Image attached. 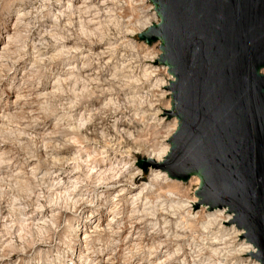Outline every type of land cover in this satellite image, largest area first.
<instances>
[{"label": "rangeland", "instance_id": "rangeland-1", "mask_svg": "<svg viewBox=\"0 0 264 264\" xmlns=\"http://www.w3.org/2000/svg\"><path fill=\"white\" fill-rule=\"evenodd\" d=\"M158 21L149 0H0V264H67L78 261L79 255L84 262L78 264H141L131 250L141 235L147 242L172 239L174 250L186 252H179L176 264L191 261L186 244L193 235L183 237L185 230L177 222L190 219L189 213L196 221L207 214L196 196L199 185L192 177L174 186L164 180L169 177L167 167L153 168L149 160L168 145L173 128V119L161 113L170 107L171 92L163 86L170 76L158 62L160 43L148 45L138 38L142 26ZM91 32L95 36H89ZM115 75L120 83L107 93L112 95L99 88L94 94L82 92L81 85L90 84L84 79L104 76L107 83ZM116 128L129 130L128 136L119 138L113 133ZM106 141L113 148H104ZM119 142L128 143L130 155L116 152ZM114 168L132 171L134 185L127 178L98 182L97 174L90 173ZM76 179L77 189L69 199H54L72 191ZM125 197L133 199L126 204ZM119 199L121 226L125 216L141 223L139 230H128L120 238L111 222L117 219L111 208ZM166 220L170 223L164 224ZM72 226L79 231L76 252L60 263L57 255L70 245ZM219 228L231 235L230 250L255 246L235 238L234 232L243 230L236 223L218 224L212 232ZM176 232L181 237L174 238ZM85 233L90 236L88 250ZM195 236L203 247L199 230ZM130 254L136 255L131 262ZM165 254L159 253L162 260ZM238 256L240 260L229 264L257 262L246 254Z\"/></svg>", "mask_w": 264, "mask_h": 264}, {"label": "water", "instance_id": "water-1", "mask_svg": "<svg viewBox=\"0 0 264 264\" xmlns=\"http://www.w3.org/2000/svg\"><path fill=\"white\" fill-rule=\"evenodd\" d=\"M149 1L159 22L138 38L174 78L169 176H199L201 202L234 213L264 264V0Z\"/></svg>", "mask_w": 264, "mask_h": 264}, {"label": "bare ground", "instance_id": "bare-ground-1", "mask_svg": "<svg viewBox=\"0 0 264 264\" xmlns=\"http://www.w3.org/2000/svg\"><path fill=\"white\" fill-rule=\"evenodd\" d=\"M85 1V0H84ZM94 1V0H93ZM87 4V3H85ZM83 4V5H85ZM155 10V9H154ZM157 15V14H156ZM159 19V18H158ZM159 22V21H158ZM157 22V23H158ZM145 25V24H144ZM151 25V24H149ZM148 25V26H149ZM153 25V24H152ZM148 26H142V30L140 33L146 31L149 27ZM95 33V32H94ZM94 33H89V36L90 35H94ZM139 33V34H140ZM83 34H85L86 36H88V33L87 31H84ZM90 43L92 44V41H90ZM95 45V44H94ZM92 45H89V51H91ZM159 48H160V45H159ZM161 51V50H160ZM161 55V54H160ZM160 58V56H159ZM158 58V60H159ZM108 66V65H107ZM164 69L168 72V67L164 66ZM152 73V72H151ZM169 74V73H168ZM170 76V81H173L174 78L169 74ZM80 78L83 79V77L81 75H79ZM117 75L113 76L111 80H109L107 83L105 81H103V78L104 76H102V78H99V76H96L95 78L91 79H84V81L86 82H89L90 84L86 85V84H82V92H90L91 94H94V91L95 89H101L102 90V94L105 93V95H112V94H107V93H112L113 91L116 90V85H118L120 82L117 81ZM123 78V77H122ZM125 79V78H124ZM94 82V83H91V82ZM170 81L167 83V84H163V86L165 87H169L170 86ZM97 82V84H96ZM99 82H102L101 84H99ZM122 82V81H121ZM69 85V84H68ZM71 85V84H70ZM162 85V84H161ZM91 87V88H90ZM70 88V87H69ZM76 88V87H75ZM74 88V89H75ZM78 88V87H77ZM80 88V86H79ZM74 89H71L70 88V92L72 91L73 93L76 91ZM78 91V90H77ZM78 93V92H77ZM83 94L81 95H76V97H82ZM127 101V100H126ZM119 105V103H118ZM114 109H115V106H113ZM121 109V108H120ZM171 103H170V107L167 106L165 108H162L161 110V113H163V115L167 116L168 113L171 111ZM117 111V110H116ZM127 111V110H126ZM163 111V112H162ZM98 119V118H97ZM173 128L168 132V135H167V141H168V145L166 147H164L163 149H160V151H156L154 152V157L153 158H149V160L151 161V165L153 168H161V169H165L167 167V162L165 161V158L168 156V154L170 153V149H171V139L174 135V133L176 132L177 128H178V120L176 118H174L173 120ZM161 127V126H160ZM113 129V128H112ZM129 130H126V129H122L120 131L119 128H116V132H113V133H116V135L119 136V138H123V135L125 136H128ZM113 133L110 134V136H113ZM108 136V135H107ZM93 137V136H92ZM115 137V135H114ZM131 137V136H129ZM88 139V137L86 138ZM94 139V138H93ZM166 141V142H167ZM112 142L111 141H106L105 142V147H112L113 146L111 145ZM100 146V145H99ZM161 148V147H160ZM116 152L120 153L121 155H124V154H127V155H130V148H128V143L126 142L125 145L122 144L121 142H119L116 146ZM123 150V152H122ZM151 150V149H150ZM112 152V151H111ZM137 152V151H136ZM109 153V150H107L104 154L107 155ZM153 156V155H152ZM107 157V156H106ZM105 157V158H106ZM54 158V157H53ZM56 158V157H55ZM127 158V157H126ZM67 159V158H66ZM57 160V159H56ZM74 161L76 162V159L74 158H71L67 161ZM124 160V159H123ZM62 161V160H61ZM60 161V162H61ZM64 161V160H63ZM68 163V162H67ZM108 166V165H107ZM76 169H79L80 166H76L75 167ZM131 168V167H130ZM101 171V170H100ZM123 169H118L116 170L115 168L114 169H110V170H103L101 172H94L92 169L90 170V173H93V174H97V179H98V182H100L101 180H104V183L108 180H113V179H117L115 183H121L122 182V179L124 178H127L128 181L127 183L129 185H134V180L133 178H131V172L130 170H125L124 173L122 172ZM135 172V171H134ZM166 172V171H165ZM108 174H111V175H108ZM136 174V173H135ZM108 175V178L106 179V176ZM124 175V176H122ZM143 175V174H142ZM159 175V173H158ZM119 177V178H118ZM137 177V176H136ZM141 177V176H140ZM198 183L199 187L201 185V180L199 178V176H192ZM191 177V178H192ZM190 178V179H191ZM189 179V180H190ZM154 180H157L156 177H154ZM166 182H169V183H173L174 186H177V185H180V182L179 181H182V180H176V179H173L171 178L170 176H165V179H164ZM188 180V181H189ZM78 179L75 180L74 182V185L71 187L73 190L72 191H67V194H66V191L64 193H60V194H57V197H55L54 199H58L62 197V195H65L64 197H67V199H69V195L70 192H74L76 191L77 189V184H78ZM187 181V182H188ZM184 182V181H182ZM186 183V182H184ZM136 185V184H135ZM169 185V184H168ZM108 187V186H106ZM115 187V185L113 186ZM118 187H122V186H118ZM128 187V186H127ZM130 187V186H129ZM170 187V186H168ZM119 189V188H118ZM199 189V188H198ZM143 190V189H142ZM198 191V190H197ZM69 192V193H68ZM143 192V191H142ZM143 194V193H140L139 194V197L138 199H133L132 197H125L124 199H126V204L127 202L130 200V199H133V205L139 201L141 199L140 195ZM170 194V193H169ZM59 195V196H58ZM159 195H163L162 192H160ZM119 196V195H118ZM120 196H123V194H120ZM119 196V197H120ZM197 196V195H196ZM198 197V196H197ZM148 197H145V201H148L147 199ZM157 198H160V197H157ZM52 199V200H54ZM198 199H200L198 197ZM116 200V199H115ZM71 201V200H70ZM120 201L117 200L116 202ZM150 201V200H149ZM194 201V200H193ZM114 204V207L111 208V211H113V214L116 213L117 211H120L119 209H121V207H119L121 205V202L122 200L120 201V203L118 204ZM130 202V201H129ZM141 202V201H140ZM144 202V201H143ZM196 201H194L193 203H196ZM114 203V202H113ZM145 203V202H144ZM192 203V204H193ZM131 204V203H130ZM149 204V203H148ZM78 206V205H77ZM123 206V205H122ZM145 206V205H144ZM171 207L172 209H174L173 205L172 206H169ZM140 208V207H139ZM151 208V207H150ZM141 209V208H140ZM205 209V212H207V214H203V216H201V218L196 221L194 217H191V213L188 214V216L190 217H187V218H190V219H186L185 217H181L179 219H184L183 222H177V225L178 223L180 224V226H182L185 230V234L183 235V237H185L187 234L186 233H189V234H192L193 237L191 239V241L187 240V247H188V257L191 258V261H187L185 260L184 261V264H229V262L232 260V259H239L240 256H238L239 254H246V255H249V257L251 258H255L257 260V262H254L252 264H260V262L258 261V258H257V255L259 253V250L256 246L252 247L250 246L249 244L243 248L242 246L240 247L239 250H236L235 248L231 249L230 250V246H227L228 242H229V237H231L230 234L228 235H225L223 234V231L219 228L218 231L216 232H212V230H214V227L217 226L218 224H223V223H236V217L234 215V213H231L228 211V209H215V210H209V206H206L204 207ZM115 210V211H114ZM124 211V210H122ZM154 211V210H153ZM158 211V210H157ZM156 211V212H157ZM209 212V213H208ZM124 213V212H123ZM122 213V214H123ZM102 214V212H101ZM119 212L116 213L115 216H117V219L115 220L114 217L113 219L111 220V222H114L115 223L114 225H117V228L116 229H113V233L114 235H116V237L120 238L122 236V234H125L128 230L130 231H136V230H139V223H137L136 221H134V218H129V217H122V220L125 221L124 222V225H122V223L119 222V218H121V216H119ZM136 214V213H135ZM199 215V214H198ZM222 215H225V217L222 218V220L218 223V219L219 217H222ZM136 216V215H135ZM198 217V216H197ZM138 218V217H137ZM89 220V216L86 217V221L88 222ZM86 222V223H87ZM99 223H101V226L103 225V221H101V219L99 220ZM170 222H168L167 220L164 222V224H168ZM109 226H111V224H109ZM199 226V227H198ZM233 226V225H232ZM155 227V226H154ZM165 229L167 230V227H165ZM198 230L201 232V240L202 242H204L205 244H203V247H200V245L198 244V241H197V237L195 236L198 232ZM241 230V229H240ZM172 229L169 231L171 232ZM78 228L72 226L70 228V230L68 231V235L67 237H72V240H70V245L67 246L65 248V250L63 252H61V254L57 255V259L59 260L60 263H63V262H66L64 261V258L67 257V258H70V253L72 254V256L75 254V248H74V243L76 242V237L78 236ZM227 232V231H226ZM94 233V232H93ZM129 233V232H128ZM236 234V239L238 237H243L244 239L247 240V236H246V232L244 230L242 231H235L234 232ZM142 234V233H141ZM144 234V233H143ZM233 234V233H232ZM81 235V234H80ZM174 238H179L181 237V234L180 233H175L174 234ZM132 236V234H131ZM144 235H141L139 238H138V243L135 245L136 247L135 248H132L131 250H136V255L137 257L139 256L140 257V260L141 261V264H150L152 261V259H154V261L151 263V264H176V261L179 260V252L180 251H183V249L181 248H178V249H175L174 248L176 246H172L173 244V240L172 239H167L165 241H162L160 239L164 238V237H160V238H156V242H153V241H150V242H147V240L145 239H142ZM126 237V236H125ZM138 237V236H137ZM136 237V238H137ZM227 237V238H226ZM191 238V237H190ZM90 239V236L87 235L86 233L84 234V238H83V241H84V248L88 250V240ZM232 239V238H231ZM112 240V239H111ZM101 241V240H100ZM238 241V240H237ZM106 243V242H105ZM146 243V244H145ZM236 243V242H235ZM231 246H235L233 245L234 243H230ZM229 244V245H230ZM247 244V243H246ZM245 244V245H246ZM125 245V244H124ZM222 245H224L225 247L223 248H220V246L222 247ZM178 246V245H177ZM236 247V246H235ZM165 250L166 254L164 256V259L162 260L159 253H162V251ZM120 251V250H119ZM205 251H210V255H207V253ZM129 253V252H128ZM186 252L183 251V255L185 254ZM135 254H130V262L131 260L134 258V256H136ZM213 257H217V260H212ZM239 257V258H237ZM79 260L76 261V262H70V261H67V264H78L80 262H84V259L81 255H79ZM71 260V259H70ZM240 260V259H239ZM250 260V259H249ZM115 261V260H114ZM255 261V260H254ZM69 262V263H68ZM137 262V261H136ZM234 262V261H233ZM237 262V261H236ZM242 262V261H241ZM133 263V262H132ZM179 263V262H178ZM66 264V263H65ZM244 264V263H243Z\"/></svg>", "mask_w": 264, "mask_h": 264}]
</instances>
